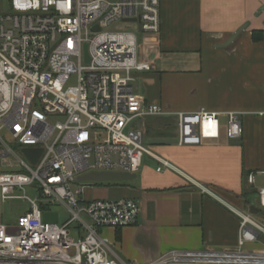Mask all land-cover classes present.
<instances>
[{
  "label": "built area",
  "instance_id": "2783aa9c",
  "mask_svg": "<svg viewBox=\"0 0 264 264\" xmlns=\"http://www.w3.org/2000/svg\"><path fill=\"white\" fill-rule=\"evenodd\" d=\"M161 4L9 0L4 13L0 0V161L9 169L0 172V264H134L120 257L106 232L137 225L138 203L93 199L90 193L107 183L78 179L137 175L146 156L170 166L145 140L142 121L148 118L176 116V143L182 147L218 139L222 130L229 140L242 138L239 112L170 113L136 92L137 75L156 69L150 55L142 58V48L153 47V36L161 32ZM2 131L22 154L25 148L42 149L38 162L20 158ZM28 188L38 193L36 199ZM258 195L264 209V188ZM9 200L27 203L14 224L3 218ZM57 206L69 219L61 225L58 213L57 224L44 222ZM236 213L235 249L170 251L143 264H264V225L249 210ZM259 243L261 248L248 249Z\"/></svg>",
  "mask_w": 264,
  "mask_h": 264
},
{
  "label": "crops",
  "instance_id": "0c3cea01",
  "mask_svg": "<svg viewBox=\"0 0 264 264\" xmlns=\"http://www.w3.org/2000/svg\"><path fill=\"white\" fill-rule=\"evenodd\" d=\"M161 16L151 59L156 69L137 75L135 87L141 82L142 91L136 92L170 113L239 112L243 136L229 140L222 130L218 139L182 147L176 116L142 121L146 134L153 133L147 143L175 141L148 144L170 166L146 156L134 180L100 193L110 199L118 193L140 207L137 225L106 232L120 257L134 264L170 251L235 249L236 211L251 206L244 189L264 175V0H162ZM241 28L231 45L221 47Z\"/></svg>",
  "mask_w": 264,
  "mask_h": 264
},
{
  "label": "rangeland",
  "instance_id": "374dc122",
  "mask_svg": "<svg viewBox=\"0 0 264 264\" xmlns=\"http://www.w3.org/2000/svg\"><path fill=\"white\" fill-rule=\"evenodd\" d=\"M1 9H2V11L4 13H8L9 12V0H1ZM114 27H115V25L112 26L110 28V30L113 31ZM140 37H141V39H140L141 45H143L144 44L143 41L145 40L146 37H143L142 35H140ZM156 39H158V36H153L152 40H154L156 42ZM148 44L150 45V43H148ZM143 46H145V44ZM153 46H155V44ZM152 49H154V48L153 47H149L148 48V53L151 56V59L156 61V54L152 51ZM156 63H157L158 68H159L158 70H161L162 68L160 67L161 65H160L159 61H157ZM169 68H171V66H169ZM141 87H142L141 86V82H137L135 89L139 92V91H142ZM148 120H152V119H148ZM167 124L169 126H170V124H172V127L176 128L175 127V123H173V122H169ZM152 134H153L152 131H149L148 134H145V140L147 139V137L149 135H152ZM1 135L6 139V141L10 145V147L14 151H16V153L19 155L20 158L28 161L27 158L25 157V155L22 154L20 151H18V149H20V147L12 140L11 136L8 134L7 131H2ZM176 137H178V134H177ZM33 168H34V166H33ZM7 170H9V169H7L4 166H2V163L0 161V172L1 173L2 172H6ZM128 182L129 181L121 182V184H128ZM115 183L116 182H108L107 183V185H108L107 187L98 188L96 190H93L90 193L89 197H91L93 199L94 198L110 199V197L109 198H102L101 194H105V192L104 193H101V192H103L106 189H109L111 191H118L119 189H121L120 185L117 186ZM246 185H247V182H246V180H244V186H246ZM250 187H252L251 188L252 192L248 196V200L250 202V205H254V206L259 207V195H258V192L261 190V188H264V175H258L256 184L254 186H250ZM245 189H247V188H245ZM26 193L32 199H36L38 197V193L35 190H33V189L28 188ZM122 198L123 197L119 196L118 193H117V195H114L113 197H111V199H114V200L122 199ZM26 208H27V203H25L23 201H19V200H9V201H7L2 207V213H3L4 221L7 222L8 224H14L16 222L18 216L21 213H23V211ZM53 211H55V212L60 214V224L61 225L64 224L70 217L68 212L62 206L54 207ZM253 218L258 220L262 225H264V209H261L259 214L253 215ZM74 228L75 227L73 225L72 229L74 230ZM256 248L257 249L261 248L260 243L258 245H256V246L250 245L248 247V249H256Z\"/></svg>",
  "mask_w": 264,
  "mask_h": 264
},
{
  "label": "water",
  "instance_id": "95a60500",
  "mask_svg": "<svg viewBox=\"0 0 264 264\" xmlns=\"http://www.w3.org/2000/svg\"><path fill=\"white\" fill-rule=\"evenodd\" d=\"M98 29V28H97ZM245 28L239 29L233 37L224 45L221 47L226 48L229 45H231L236 38L242 33V31ZM86 49V56H87V61H89V55L87 51V46L85 47ZM142 58L144 60H148L149 58V53L147 49L142 48ZM175 143L174 140H169V139H151L148 141V144L150 145H165V144H172ZM23 154L30 160L33 164H36L42 154V149H35V148H25L23 149ZM137 177L136 174H114V173H103V174H88L80 177L78 181L80 182H92L96 184H103V183H108V182H116V183H121L125 181H131L134 180ZM250 213L257 215L260 213V208L257 206L251 205L250 206ZM58 213H47L44 214V222L47 223H53L57 224L58 223Z\"/></svg>",
  "mask_w": 264,
  "mask_h": 264
},
{
  "label": "trees",
  "instance_id": "16d2710c",
  "mask_svg": "<svg viewBox=\"0 0 264 264\" xmlns=\"http://www.w3.org/2000/svg\"><path fill=\"white\" fill-rule=\"evenodd\" d=\"M254 36H256V39L258 38V37H257V32L254 33ZM149 131H150V130H149ZM149 131H148V133H149ZM164 133H165V132H164ZM115 184L118 186V185H120L121 183H115ZM251 192H252V190H245V189H244V195H243V197L246 198V195L250 194ZM246 202L248 203V205H250L249 200H247ZM118 231H119V230H118ZM118 239H120V236H118Z\"/></svg>",
  "mask_w": 264,
  "mask_h": 264
}]
</instances>
